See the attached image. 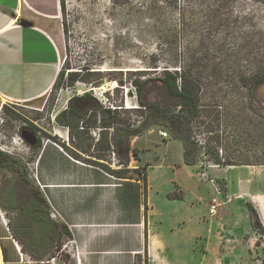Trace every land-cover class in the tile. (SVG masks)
Returning a JSON list of instances; mask_svg holds the SVG:
<instances>
[{"label": "rangeland", "instance_id": "1", "mask_svg": "<svg viewBox=\"0 0 264 264\" xmlns=\"http://www.w3.org/2000/svg\"><path fill=\"white\" fill-rule=\"evenodd\" d=\"M59 1L58 16L45 27L58 41L60 72L65 78L67 74L82 77L71 86L67 82L57 84L41 113L0 104V145L8 147L6 154L20 160L25 170V162L31 160L28 146L19 138L20 131L44 135L38 125L46 126L60 88L72 94L88 93L100 104L117 108L119 119L136 129L147 110H142L130 81H148L144 98L149 103H162L161 91L157 92L149 80L162 77L165 70L176 71L179 78L185 70L201 84L199 115H181L182 111L167 104L170 114L182 116L176 118L179 125H150L139 136H131L130 140L141 141L138 145L146 139L153 140V144L134 151L135 165L146 170L141 156L145 153L149 163H154L156 150L163 162L161 168L152 170H195L182 164L183 146L178 136L187 137L190 149L195 150L189 155L195 156L193 164L199 175L207 178V168H214L209 178L215 183L210 184L211 189L220 193L215 199L218 207L222 200L231 224H239L228 234V243L234 248L237 242L233 239L238 233L242 237L244 264H264L262 227L250 215L246 205L250 197L238 190L247 185L251 193H261L256 198L259 209L264 197V170L244 167H264L260 165L264 164V105L259 89L248 82L249 76L256 75L257 56H263L264 51L255 50V40H259L256 48L264 47V0ZM103 86L104 93L98 90ZM160 132H166L168 138L163 140ZM117 165L122 167L121 163ZM5 174L0 180V225L10 232L18 212L8 194L14 177ZM204 206L201 201L200 210ZM259 213L264 218V210ZM59 254L54 251V256L40 262L49 264ZM61 255V262L69 261L66 254ZM32 261L38 262L29 257L25 264H34Z\"/></svg>", "mask_w": 264, "mask_h": 264}, {"label": "crops", "instance_id": "2", "mask_svg": "<svg viewBox=\"0 0 264 264\" xmlns=\"http://www.w3.org/2000/svg\"><path fill=\"white\" fill-rule=\"evenodd\" d=\"M59 10V0H0L1 105L41 113L56 90L60 47L45 25L58 16ZM67 90L59 89L46 126L38 125L44 134L37 137L39 145L28 146L27 152L30 162L38 161V180L43 187L29 182L45 198L49 213L53 209L59 215L56 220L49 218L70 232L60 254L49 264L245 263L241 235L237 233L233 239L237 242L234 248L228 243V234L239 224H231L222 200L217 209L221 218L218 212V217L209 216L210 202L220 195L210 187L209 173L214 168H207V178L199 175L196 164L184 160V167L195 170H152L161 168L163 162L155 150L154 163H149L143 152L140 161L147 164L145 179H138L132 173L138 169L134 151L153 144V140L146 139L141 145L140 140H130L126 150L119 136L114 137V126L101 125V113L75 115V108L67 103L86 93ZM101 105L110 109L111 115L115 111ZM60 114L66 123L56 121ZM12 143L15 148L14 139ZM119 170L130 172L126 178H119L115 174ZM238 190L250 197L246 205H252L264 228L259 213L262 202L258 209L256 201L261 193H251L247 185ZM62 253L69 261L61 262ZM27 259L11 233L0 225V264H25Z\"/></svg>", "mask_w": 264, "mask_h": 264}, {"label": "trees", "instance_id": "3", "mask_svg": "<svg viewBox=\"0 0 264 264\" xmlns=\"http://www.w3.org/2000/svg\"><path fill=\"white\" fill-rule=\"evenodd\" d=\"M255 42H257V44L255 43V50L258 52L264 50L262 45L256 48L259 44V40H255ZM252 43H254V41H252ZM245 46L247 45L245 44ZM262 55L263 56H257L259 61L256 67V75L249 76L248 82L253 88L264 84V51ZM177 75L176 71L170 72L165 70L162 77L149 80V82H153L156 91H161L162 95L163 90H165L168 107H177L180 104L188 115H199V108L201 107L199 104V91L201 89V84L193 81L185 70L179 74V78ZM81 77L82 75L78 74H67V78H65L64 73L59 72L57 84L63 85L64 82H67V84L71 86L75 81L81 79ZM130 83L135 88L137 100L142 110H147V112H144L145 117L143 122H141V126L136 129H131L127 121L119 119L118 110H115L111 115L110 109H104L103 106L88 93L84 94L82 97H76L71 101L72 103L70 102V104L76 102L81 111L87 112L89 110H94L101 113V125L109 128L112 124L114 126V137L116 135L119 136V140L120 142L122 141L126 150L129 149L131 136H139L141 131L150 125L164 126L168 125V123L176 122V118H178L177 115L169 113L168 107L163 108L160 103H149L146 101L144 95L148 81L141 82L135 79L131 80ZM56 121L62 124L66 123L62 119L61 114L56 117ZM185 123L187 129H189L187 120ZM34 135L36 136V134ZM178 139L182 142L184 147V162L186 164H193L195 156L189 155V153L193 152L194 154L195 150L190 149L188 138L178 136ZM39 143V138H37V143L34 147H37ZM214 161L219 163L220 160L214 157ZM143 170H145V167L142 170L139 168L133 170L132 173H134L138 179L144 180ZM129 172V170H119L115 172V174L119 178H126ZM5 173H10L12 177H14L13 182L8 188L10 202L18 212L16 224L10 226V233L13 239L21 246V251L34 261L40 262L46 257L54 256V251H60L62 249L63 240L70 237L68 228L49 218L46 200L39 189L34 188L27 179V174L22 162L0 151V180L6 177ZM247 207L251 217L261 228L262 224L259 221L255 209L249 203H247ZM261 229V233H264L263 227Z\"/></svg>", "mask_w": 264, "mask_h": 264}, {"label": "built area", "instance_id": "4", "mask_svg": "<svg viewBox=\"0 0 264 264\" xmlns=\"http://www.w3.org/2000/svg\"><path fill=\"white\" fill-rule=\"evenodd\" d=\"M105 91H106V89L105 90H101L102 93H104ZM160 137L163 140H165V139L168 138V134L166 132H160ZM0 151L4 152V153H8L9 152L8 151V147H6L4 145H0ZM37 167H38V161L37 160L32 161V162H25V171L27 173L28 180L31 181L32 183H34L36 186L42 188L43 186L39 183V180H38ZM212 184L215 185L214 181H212ZM217 207H218V204L216 203V200L213 199L212 203L209 206V216L210 217H214L216 215L217 209H218ZM49 215L54 220L59 218V215L53 209H51V212L49 213ZM1 217H2V220H3V216H1Z\"/></svg>", "mask_w": 264, "mask_h": 264}, {"label": "water", "instance_id": "5", "mask_svg": "<svg viewBox=\"0 0 264 264\" xmlns=\"http://www.w3.org/2000/svg\"><path fill=\"white\" fill-rule=\"evenodd\" d=\"M24 26H29L30 24L24 23ZM262 98V104L264 105V84H261L257 87ZM19 138L29 147H34L37 143V137L30 131L22 129L20 131Z\"/></svg>", "mask_w": 264, "mask_h": 264}, {"label": "flooded vegetation", "instance_id": "6", "mask_svg": "<svg viewBox=\"0 0 264 264\" xmlns=\"http://www.w3.org/2000/svg\"><path fill=\"white\" fill-rule=\"evenodd\" d=\"M166 93H165V90H163V95H162V99H163V101H162V103H160V105L163 107V108H167V103H166ZM74 98H72L68 103H67V106L68 107H74L75 108V115L76 116H78V115H85L87 112H84V111H81L80 110V108H79V106H78V104L76 103V102H73V104H70V102L73 100ZM72 103V102H71ZM114 108V107H113ZM179 111H182L181 112V115L184 113V112H186V111H184V108H183V106L182 105H178L177 107H176ZM114 110H117V108H114ZM89 111H91V112H98V111H94V110H89ZM187 113V112H186ZM76 116H74V117H76ZM177 117H181L182 118V116H178L177 115ZM176 123V125L178 126L179 125V123L180 122H178V120H177V122H175ZM175 123H168V125H170V126H172V125H174ZM184 123V122H183ZM168 125H164V126H168ZM125 148V147H124Z\"/></svg>", "mask_w": 264, "mask_h": 264}, {"label": "bare ground", "instance_id": "7", "mask_svg": "<svg viewBox=\"0 0 264 264\" xmlns=\"http://www.w3.org/2000/svg\"><path fill=\"white\" fill-rule=\"evenodd\" d=\"M106 89V87H101L99 90L101 91V90H105ZM97 91V90H96ZM263 199L262 200H260L261 202H262V204H261V207H260V211H262L263 212V210H264V197H262ZM260 202V203H261Z\"/></svg>", "mask_w": 264, "mask_h": 264}]
</instances>
